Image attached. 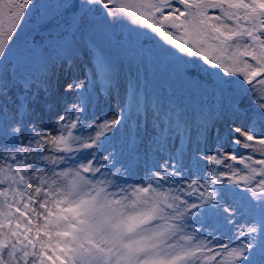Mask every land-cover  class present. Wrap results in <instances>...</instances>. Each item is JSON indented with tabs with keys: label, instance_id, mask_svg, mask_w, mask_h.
Masks as SVG:
<instances>
[{
	"label": "snow or ice",
	"instance_id": "snow-or-ice-1",
	"mask_svg": "<svg viewBox=\"0 0 264 264\" xmlns=\"http://www.w3.org/2000/svg\"><path fill=\"white\" fill-rule=\"evenodd\" d=\"M55 8L42 48L43 37L29 43L24 30L38 0H0V264H264V0H60ZM98 27L127 29L132 56L171 59L178 78L196 63L186 57L217 70L213 115L157 112L151 127L145 121V157L158 161L138 172L105 146L124 106L111 118L89 114V84L111 88V65L96 55L91 81L73 74L80 53L93 54L82 48L84 32ZM148 31L176 51L131 38ZM37 60L43 72L26 74ZM173 134L186 153L168 148ZM130 147L138 151L135 139Z\"/></svg>",
	"mask_w": 264,
	"mask_h": 264
},
{
	"label": "rangeland",
	"instance_id": "rangeland-1",
	"mask_svg": "<svg viewBox=\"0 0 264 264\" xmlns=\"http://www.w3.org/2000/svg\"><path fill=\"white\" fill-rule=\"evenodd\" d=\"M39 9H32V11L28 14L26 21L24 22V30L28 33L29 43L32 42L33 38H35L36 42L40 44L41 37L44 39V44H41V47H45L47 45L48 33L49 31H53L54 29H49L43 27L48 22V18L52 17L55 13H57V9L55 5L60 3V0H38ZM47 14L45 19H40L41 16ZM135 26L129 25V28H134ZM140 32H145L146 30L140 29ZM107 32L111 34L115 33V37L119 38L121 41L120 44L115 43V39L110 40L108 35L104 33ZM131 38L133 40L138 39L141 43L144 44L145 48H151L154 51H159L160 47L168 48L171 51L175 52L176 50L171 48L170 45L164 44V41L161 40L160 37L147 32V35H137L136 32L131 33ZM77 39H81L80 36H77ZM129 39V32L127 29L116 28V29H108L104 30L102 28H97L94 31L86 30L83 35V39L81 40L82 48H86L92 51V55L85 57L83 52L79 55V60L77 62V66L73 69V74L79 76L81 80L85 79V76L81 74L83 71L87 74V80H92V70L95 64V57L99 50L103 51L107 58L110 60L114 58L116 61V73L114 74L112 80L111 88L108 87L106 83H104L99 78L95 83L89 84V93L92 97V103L89 107V114H95L96 116L107 114L109 118H111L117 111L121 105L124 106V122L119 126V131L115 136L109 135L106 141L105 146L109 151L116 152L118 154V158H121L126 164H128L134 172H138L140 169L145 168L146 166H151L153 163L158 161V157L154 152L149 153L147 157H145L144 147L147 141L144 139V124L145 121L148 122L149 127L155 123L153 119V115L157 112H165L175 116L178 114L173 113L169 108V102L163 100L161 102H149L141 106L140 111H136L134 109L131 113L126 111L125 101L130 98V94L139 90L142 91V78L143 73L145 72V68L142 64L141 69L136 68V65L133 64V59L142 62L145 58L140 59L130 54V48L128 46L127 40ZM90 40H95L96 47L92 49ZM85 42V44H83ZM86 45V46H85ZM177 55H183L177 53ZM189 61H192L191 57H186ZM158 61L164 62L169 68L172 69L173 61L171 59H156ZM143 68V70H142ZM205 70L201 66H197L196 64H190L188 66V71L186 76L177 78H184V82H182V88L180 89V93L183 95L181 98H184L185 95H188V90L190 84L196 83L200 87L206 85L210 88L208 93H211L213 96L219 97L218 93H215L213 88L211 87V81H208L205 77ZM203 89V87H202ZM148 92V91H147ZM167 91L165 90V93ZM178 92V91H177ZM168 93V92H167ZM150 93H147V96L150 97ZM214 98L212 97V100ZM182 101V100H181ZM145 106L147 107V114L145 110ZM134 108L135 107L134 105ZM185 119L191 121L193 119L197 120V117L200 116L197 110H190L187 106L182 109ZM215 112L211 111L210 116ZM198 121V120H197ZM137 123L140 125V136L137 137ZM179 131V130H178ZM136 140V146L138 151H133L130 147L132 140ZM175 148L177 150L182 147L187 152V141L181 143V139L178 135L173 134L172 139L168 144V148ZM123 153V156L120 157L119 154ZM165 156L168 155V151L163 153ZM179 154V151H177ZM147 161V164H146ZM230 233H227L222 237L225 241L227 240V236Z\"/></svg>",
	"mask_w": 264,
	"mask_h": 264
},
{
	"label": "trees",
	"instance_id": "trees-1",
	"mask_svg": "<svg viewBox=\"0 0 264 264\" xmlns=\"http://www.w3.org/2000/svg\"><path fill=\"white\" fill-rule=\"evenodd\" d=\"M85 44V42L83 43ZM86 46V45H85ZM43 48V47H42ZM147 65V73L144 75V87L151 93V100L169 101L170 105L174 108H177L181 105L187 106L190 110H197L200 115L199 119L203 117L210 116L211 111H214L217 106L214 103L209 101V98L204 93V89L198 84H190L188 95H185L184 98H181L183 95L180 93L182 88V82L184 78L177 79L178 77L166 65L158 63L155 60H145ZM41 61L37 60L32 63L30 67L24 69L26 74H32L39 76L43 69L40 66ZM112 74H115L116 71V61L111 62ZM165 87L171 93L178 91L174 95H165ZM182 101H181V100ZM197 118V120L199 121Z\"/></svg>",
	"mask_w": 264,
	"mask_h": 264
},
{
	"label": "water",
	"instance_id": "water-1",
	"mask_svg": "<svg viewBox=\"0 0 264 264\" xmlns=\"http://www.w3.org/2000/svg\"><path fill=\"white\" fill-rule=\"evenodd\" d=\"M193 59H196V58H193ZM205 67H206V69H207V73H206L205 77H206L207 79L212 80L213 77L211 76V73L214 72V71H212V70L210 69V66H208V65H205ZM215 71H217V70H215Z\"/></svg>",
	"mask_w": 264,
	"mask_h": 264
}]
</instances>
